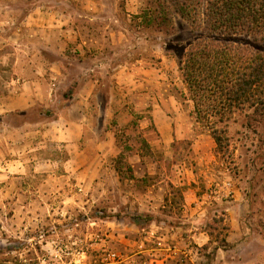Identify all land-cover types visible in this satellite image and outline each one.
Segmentation results:
<instances>
[{"label":"rangeland","instance_id":"obj_1","mask_svg":"<svg viewBox=\"0 0 264 264\" xmlns=\"http://www.w3.org/2000/svg\"><path fill=\"white\" fill-rule=\"evenodd\" d=\"M71 2L75 26L94 29L103 53L100 87L80 97V107L49 98L23 112L7 108L24 80L48 73L18 71L13 56L0 54V264H127L135 253L144 257L150 220L162 218L144 203L153 179H231L247 235L230 250L226 213L206 212L201 227L214 247L226 246L219 263L212 250L206 264H264V114L244 126L252 111L237 113L228 124L230 148L220 153L196 118L180 70L185 46L200 33L174 11L168 33L151 29L140 17L155 6L148 0ZM256 39L264 49V35ZM0 48L10 54L13 44ZM68 74L61 85L67 98L94 76L78 62ZM163 191L175 193L178 214L181 188Z\"/></svg>","mask_w":264,"mask_h":264},{"label":"crops","instance_id":"obj_2","mask_svg":"<svg viewBox=\"0 0 264 264\" xmlns=\"http://www.w3.org/2000/svg\"><path fill=\"white\" fill-rule=\"evenodd\" d=\"M71 8V0H0V43L13 44L10 54H0L13 56L18 71L48 73L46 79L34 75V79L24 80L20 87H16L14 97L5 102L7 108L23 112L38 105L39 99L49 98L80 107L83 101L79 98H89L100 87L97 68L103 63V53L98 35L94 34V29L75 26ZM115 35L112 30L109 32V42ZM74 62H78L82 73L94 72V76L88 82L84 80V86L79 84L78 92L67 98L61 85L67 83L69 66ZM40 86L43 90L38 91ZM44 89H50L49 93ZM66 109L68 112L69 108ZM199 181L204 184H198ZM214 184L217 188L214 194L203 191L202 188ZM165 185L182 190V209L178 214L172 203L175 193L164 192ZM146 189L145 206L150 213L157 212L162 218L150 220L148 237L151 242L140 245L144 257L135 253L128 257L127 264H206L212 250V257L219 263L226 246L214 247L211 233L201 227V217L206 212H211L214 217L217 212L226 213L225 244L230 250L246 238L241 217V209L245 206L239 202L231 179H169V182L153 179V184ZM152 237L160 239L158 246L157 242H152Z\"/></svg>","mask_w":264,"mask_h":264},{"label":"trees","instance_id":"obj_3","mask_svg":"<svg viewBox=\"0 0 264 264\" xmlns=\"http://www.w3.org/2000/svg\"><path fill=\"white\" fill-rule=\"evenodd\" d=\"M144 23L168 33L173 12L195 32L180 61L185 87L198 120L205 121L220 153L230 148L229 122L237 113L264 114V0H148ZM152 4V3H151ZM173 9V10H171ZM250 38H253L252 42Z\"/></svg>","mask_w":264,"mask_h":264}]
</instances>
